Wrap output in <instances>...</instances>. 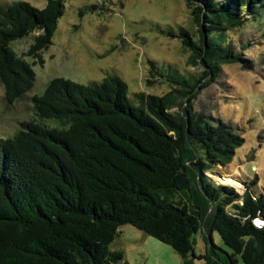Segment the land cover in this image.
Returning <instances> with one entry per match:
<instances>
[{
	"label": "trees",
	"instance_id": "1",
	"mask_svg": "<svg viewBox=\"0 0 264 264\" xmlns=\"http://www.w3.org/2000/svg\"><path fill=\"white\" fill-rule=\"evenodd\" d=\"M188 4L199 43L183 28L171 35L192 51L190 63L203 76L172 72L165 78L170 92H139L136 100L118 76L87 84L58 77L33 96L32 118L0 137V264H119L124 252L111 245L123 225L170 246L183 264H264V178L261 189L256 178L239 193L207 175L230 162L244 138L238 126L193 110L222 64L253 67L244 58L248 44L238 51L228 30L249 18L264 24V0ZM64 12L65 0H46L42 9L23 0L0 5L8 104L37 79V63L12 43L39 32L26 56L43 64ZM150 70L161 77L153 62ZM215 232L229 251L215 243ZM199 233L204 253L195 249Z\"/></svg>",
	"mask_w": 264,
	"mask_h": 264
},
{
	"label": "rangeland",
	"instance_id": "2",
	"mask_svg": "<svg viewBox=\"0 0 264 264\" xmlns=\"http://www.w3.org/2000/svg\"><path fill=\"white\" fill-rule=\"evenodd\" d=\"M12 1L0 0V5ZM23 1L40 9L46 5V0ZM181 28L199 43L200 27L188 0H65L53 44L42 52L43 64L26 56L39 32L12 43L21 56L37 63V79L32 90L13 104L6 102L0 81V137L14 135L22 122L32 118L33 96L43 94L50 81L58 77L87 84L118 76L127 82L132 99L139 92L157 96L170 92L165 78L172 72L200 78L204 69L190 63L192 51L171 35ZM228 35L238 51L248 44L244 58L253 60L254 65L246 69L241 62L222 64L218 77L193 99V110L239 127L244 143L230 162L207 175L243 193L246 182L258 178L255 188L259 190L264 178V24L249 18L244 25L228 30ZM150 62L161 77L151 73ZM224 178L239 184L223 183L220 180ZM120 232L111 245V249L124 252L125 260L119 264H182V257L170 246L134 226L123 225ZM195 239L196 252L204 253L201 233ZM215 243L229 251L217 232Z\"/></svg>",
	"mask_w": 264,
	"mask_h": 264
},
{
	"label": "bare ground",
	"instance_id": "3",
	"mask_svg": "<svg viewBox=\"0 0 264 264\" xmlns=\"http://www.w3.org/2000/svg\"><path fill=\"white\" fill-rule=\"evenodd\" d=\"M220 181L223 182V183H230V184H232V185H234V186L239 184L237 181H235V180H230V179H228V178L221 179ZM239 186H240V185H239Z\"/></svg>",
	"mask_w": 264,
	"mask_h": 264
},
{
	"label": "built area",
	"instance_id": "4",
	"mask_svg": "<svg viewBox=\"0 0 264 264\" xmlns=\"http://www.w3.org/2000/svg\"><path fill=\"white\" fill-rule=\"evenodd\" d=\"M256 224L260 226V225H262V222L258 220V221H256Z\"/></svg>",
	"mask_w": 264,
	"mask_h": 264
},
{
	"label": "crops",
	"instance_id": "5",
	"mask_svg": "<svg viewBox=\"0 0 264 264\" xmlns=\"http://www.w3.org/2000/svg\"><path fill=\"white\" fill-rule=\"evenodd\" d=\"M116 250H118V249H116ZM182 264H183V258H182Z\"/></svg>",
	"mask_w": 264,
	"mask_h": 264
}]
</instances>
